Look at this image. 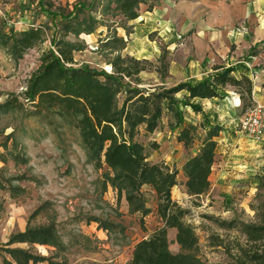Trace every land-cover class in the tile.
<instances>
[{"label":"rangeland","instance_id":"rangeland-1","mask_svg":"<svg viewBox=\"0 0 264 264\" xmlns=\"http://www.w3.org/2000/svg\"><path fill=\"white\" fill-rule=\"evenodd\" d=\"M76 0H0V37L15 30L12 25L22 18L35 25H47L49 19L42 10L68 11ZM152 10H147L148 5ZM226 4L238 14L230 29L242 37L258 38L264 33V0H147L140 5L136 21H126L114 15L104 16L105 25L98 27L89 37L69 36L70 42H80L82 50L74 53L79 65L111 72L108 64L112 55L101 49V43L113 35L125 42L122 57H133L152 64V68L139 75V87L146 89L163 85L172 87L189 74L205 69L207 60L198 56L192 35L199 36L195 25L207 23L208 12L217 11ZM194 10L185 21L183 12ZM182 15V16H181ZM141 22H138V20ZM162 25L164 27H162ZM170 26L168 31L166 27ZM19 27V26H18ZM174 29V30H173ZM215 30L225 29L222 25ZM260 31V33H259ZM166 32L165 35L164 33ZM172 34V38H165ZM87 36V35H86ZM201 36V35H200ZM134 37V38H132ZM207 44V40H203ZM49 42L31 49L19 61L0 46V104L8 94H19L29 74L39 65L41 53ZM212 51L214 47H212ZM205 60V61H204ZM178 82V83H177ZM123 96L118 97L119 104ZM164 116L157 130L150 135L143 130L137 140L145 148L151 163L166 162L171 168L184 159L185 152L177 148L175 133ZM6 138L8 140L6 141ZM188 154H190L189 150ZM0 177L4 184L21 187L24 193L12 199L8 192L0 191V264L7 258L2 249L9 237L24 231L32 212L44 205L42 212L31 221L32 226L53 223L64 250L57 252L45 246L13 245L53 262L66 264H127L135 243L149 235L158 219L156 200L152 192L143 188L151 214L144 219L145 231L139 224L138 214H129L123 199L119 202L108 187L103 191L102 175L105 168L96 170L87 161L78 132L56 117H24L19 112H0ZM13 155L18 156L15 161ZM182 176H177L174 195L179 198ZM258 185L250 197L245 194L229 197V201H205L200 198L181 200L190 211L187 221L195 227L202 264H224L228 261L221 248L208 246L207 238L218 235L238 236L234 232L219 230L209 218L243 223L264 222V188ZM182 193V192H181ZM195 200V201H194ZM242 241V239H241ZM46 264V263H41Z\"/></svg>","mask_w":264,"mask_h":264},{"label":"trees","instance_id":"trees-1","mask_svg":"<svg viewBox=\"0 0 264 264\" xmlns=\"http://www.w3.org/2000/svg\"><path fill=\"white\" fill-rule=\"evenodd\" d=\"M147 0H76L70 10H42L49 24L32 26L24 31L0 37L2 46L19 61L31 49L49 42V48L39 57L38 67L32 71L19 94H8L0 104V112H19L24 117H56L78 132L87 161L96 170L105 168L102 175L103 191L109 187L119 202L124 198L128 213L139 215V224L145 231L144 219L151 214L143 191L148 187L156 200L155 214L159 226L147 238L133 246L127 264H202L195 227L187 221L190 211L182 208L171 197L177 185L178 171L164 162L151 163L144 146L138 142L140 130L153 134L164 116L168 128L175 133L177 143L185 150L197 146L196 154L182 165L186 194L198 199L210 188L209 175L214 163L221 128L185 120V109L202 114L201 102L225 97L230 87L238 95L242 112L252 103V80L243 73L235 78L233 67L214 66L199 81H184L172 87L163 85L146 89L139 87V75L152 68V64L133 57H122L125 42L113 34L101 43V49L112 55L111 72L79 65L74 53L82 50L80 42H70L69 36L78 38L91 35L105 25L103 17L116 15L126 21L138 19L140 5ZM153 6L148 5L147 10ZM123 96L119 104L118 97ZM8 138H6V141ZM18 161V156H14ZM6 159L0 154V162ZM261 186L264 188V182ZM0 191L15 199L24 193L21 187L4 184L0 177ZM40 205L29 216L24 231L11 235L3 244L2 264H66L53 262L13 245L45 246L57 252L64 250L53 223L32 226L31 221L42 212ZM222 231L240 236H208V246L221 248L228 261L224 264H264V222L243 223L209 218ZM176 231L177 254L169 250L167 232ZM242 239V241H241Z\"/></svg>","mask_w":264,"mask_h":264},{"label":"crops","instance_id":"crops-1","mask_svg":"<svg viewBox=\"0 0 264 264\" xmlns=\"http://www.w3.org/2000/svg\"><path fill=\"white\" fill-rule=\"evenodd\" d=\"M191 11L193 12H183L182 15L185 17V21H189L186 16L194 17L195 11ZM237 15L231 7L226 4H220L217 11L208 12L206 24L195 25L199 36L194 34L191 38H193V42L198 48V56L201 59L206 58L207 65L201 72L189 74L179 82L199 81L210 73L214 66L233 67L235 69L233 73L235 78H239L241 74L246 73L252 80V100L264 107V33L259 34L258 38L242 37L240 33L230 29ZM22 17L19 18V21L12 24L15 27L14 32L24 31L32 26H39L29 23ZM194 21L192 18L189 21V25L181 26V29L189 27ZM138 22H141V20L139 19ZM219 25H222L225 29L215 30L214 28ZM164 26L162 25V27ZM169 27L167 25L166 30L163 31H168ZM161 33L165 34L166 32ZM83 36L89 37V35ZM165 38H172V34ZM204 39L207 40V44L203 43ZM211 46L214 47L213 51ZM225 94L222 99L215 98L202 101V114H196L189 109H185V120L187 122L198 126L203 124L207 128L212 125L221 128L215 138L217 148L208 179L210 188L206 194L200 197V199L205 201L224 200L227 202L230 200L229 197L238 196L239 191L241 195L245 194L250 197L257 191L258 185L264 177V139L261 142H253L237 132V123L242 114L240 100L230 87L225 90ZM177 148L184 151L186 155L176 167L178 175L182 176V185L180 186L182 193L180 192L179 198L175 196L174 189L177 188L175 186L171 190V197L185 209L181 200L185 199L184 197L189 200L193 199L186 194L184 187L185 178L181 172V167L189 157L196 154L197 146L195 145L189 150L190 154L180 143H177ZM164 163L170 166L168 161ZM144 188L147 189L148 187ZM122 199L127 209L126 202L124 198ZM158 226L159 223L156 222V226L152 231ZM175 235L176 231L174 229L168 230L169 250L173 254L179 252V247L175 243ZM147 237L148 235L144 238Z\"/></svg>","mask_w":264,"mask_h":264},{"label":"built area","instance_id":"built-area-1","mask_svg":"<svg viewBox=\"0 0 264 264\" xmlns=\"http://www.w3.org/2000/svg\"><path fill=\"white\" fill-rule=\"evenodd\" d=\"M237 132L253 142H261L264 139V107L253 102L242 112L237 123Z\"/></svg>","mask_w":264,"mask_h":264}]
</instances>
